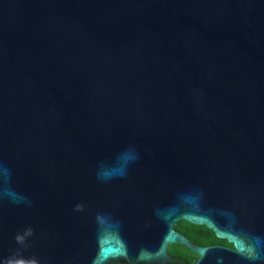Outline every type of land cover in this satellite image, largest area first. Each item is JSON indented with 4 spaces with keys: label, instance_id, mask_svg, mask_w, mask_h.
Wrapping results in <instances>:
<instances>
[{
    "label": "water",
    "instance_id": "obj_1",
    "mask_svg": "<svg viewBox=\"0 0 264 264\" xmlns=\"http://www.w3.org/2000/svg\"><path fill=\"white\" fill-rule=\"evenodd\" d=\"M172 244L264 264V0H0V264Z\"/></svg>",
    "mask_w": 264,
    "mask_h": 264
},
{
    "label": "trees",
    "instance_id": "obj_2",
    "mask_svg": "<svg viewBox=\"0 0 264 264\" xmlns=\"http://www.w3.org/2000/svg\"><path fill=\"white\" fill-rule=\"evenodd\" d=\"M173 228L175 231L187 237L195 245H224L232 247V245L227 243L225 240L218 239L211 230L204 226H196L184 220H180L173 226ZM168 253L174 259L173 264H191L193 259L196 257L184 246L179 244L170 245L168 247Z\"/></svg>",
    "mask_w": 264,
    "mask_h": 264
},
{
    "label": "flooded vegetation",
    "instance_id": "obj_3",
    "mask_svg": "<svg viewBox=\"0 0 264 264\" xmlns=\"http://www.w3.org/2000/svg\"><path fill=\"white\" fill-rule=\"evenodd\" d=\"M194 260V259H193ZM193 262V261H192Z\"/></svg>",
    "mask_w": 264,
    "mask_h": 264
}]
</instances>
